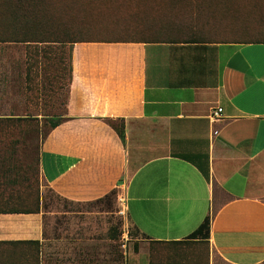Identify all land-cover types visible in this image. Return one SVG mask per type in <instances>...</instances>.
Listing matches in <instances>:
<instances>
[{"label":"crops","instance_id":"0c3cea01","mask_svg":"<svg viewBox=\"0 0 264 264\" xmlns=\"http://www.w3.org/2000/svg\"><path fill=\"white\" fill-rule=\"evenodd\" d=\"M17 70L0 66V264H264V43H74L40 152L60 203L38 212L33 150L9 124L46 113L5 87ZM209 215L210 238H190Z\"/></svg>","mask_w":264,"mask_h":264},{"label":"rangeland","instance_id":"374dc122","mask_svg":"<svg viewBox=\"0 0 264 264\" xmlns=\"http://www.w3.org/2000/svg\"><path fill=\"white\" fill-rule=\"evenodd\" d=\"M90 1L92 0H85V3L88 4L89 2V4L91 3L90 6H96ZM215 4L217 5V13L214 18L205 15H201L200 18L213 25L208 29L209 32L220 31L219 35L213 36L216 39L238 40L244 33L248 34L252 30H264V0H215ZM117 5L118 3L112 4V6ZM99 6V10L94 11L93 14L86 12L77 18L74 16V18L69 19L68 16V20H64L75 27L76 39L151 37L149 30L140 25L144 24L142 21L145 19L136 21L137 18L128 15L133 9L132 4L125 3V11L120 9L118 12H113L111 8L108 9V5L103 1L99 3ZM2 20L3 16L0 15V22ZM41 25L47 28L46 22ZM1 45L0 66L18 69L14 76L4 73L3 83L5 87L13 86L21 95L20 102L23 101L22 98H26L28 103L38 105L37 109L40 113L45 111L47 115L38 117L34 115L37 112L35 113L33 110L26 113L21 111L20 114L27 117L16 119L14 123L9 124V129L20 135L17 139L18 142H21L20 145L33 150V153L30 154L29 168L30 186L33 183L34 188V202L29 204V209H36L38 206L41 208L44 201L50 207L55 204L58 205L60 203L59 196L42 179L41 170L38 166V154L43 136L50 129L49 118L61 116L66 110L74 43L66 46L58 44L51 48L46 43L36 45L19 42ZM226 51L229 52L230 50L226 49ZM163 52H168V49L164 48ZM12 79H14L13 82ZM119 193L111 195L115 196L117 200H119L120 195L125 197ZM104 202L96 203L97 207L103 208ZM118 211L119 209L116 214L119 217L114 221L120 224L118 229L119 243L125 250L137 235L133 237V227L127 219V215L122 216ZM126 230H128V234H126Z\"/></svg>","mask_w":264,"mask_h":264},{"label":"trees","instance_id":"16d2710c","mask_svg":"<svg viewBox=\"0 0 264 264\" xmlns=\"http://www.w3.org/2000/svg\"><path fill=\"white\" fill-rule=\"evenodd\" d=\"M102 1L113 12H118L120 9L125 11V3L132 4L133 9L128 15L137 18L136 21L145 19L142 21L144 24L140 25L149 30L151 37L76 39L75 27L64 20H68V16L69 19L74 16L77 18L86 12L93 14L94 11L99 10V3ZM90 2L96 6H90L91 3L87 4L85 0H0V15L3 16L0 22V43L22 42L36 45L46 43L50 48L58 44L66 46L78 42L264 43L263 29L244 33L238 40L229 38L218 40L213 37L219 35L220 31L209 32L208 29L213 25L203 21L200 16L215 17L217 13L215 0H92ZM115 3L118 5L112 6ZM44 22L47 23V28L41 25ZM60 121L56 116L49 118L50 129L43 136V140ZM111 123L117 127L122 140L125 141L124 123L119 125ZM41 147L38 154L39 169ZM39 210L38 206L36 212ZM211 221V216H207L189 237L210 238Z\"/></svg>","mask_w":264,"mask_h":264},{"label":"built area","instance_id":"2783aa9c","mask_svg":"<svg viewBox=\"0 0 264 264\" xmlns=\"http://www.w3.org/2000/svg\"><path fill=\"white\" fill-rule=\"evenodd\" d=\"M222 115H223V108L222 107L215 108L211 112V119L214 122L218 121L221 119ZM119 202L121 204V207L118 213L122 216H126L127 215L126 198L121 195L119 198ZM126 234H128V230H126Z\"/></svg>","mask_w":264,"mask_h":264}]
</instances>
